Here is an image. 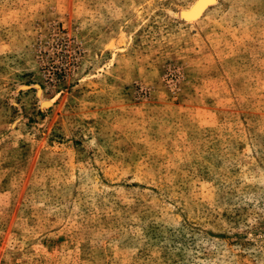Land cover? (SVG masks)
I'll return each instance as SVG.
<instances>
[{
	"label": "rangeland",
	"instance_id": "rangeland-1",
	"mask_svg": "<svg viewBox=\"0 0 264 264\" xmlns=\"http://www.w3.org/2000/svg\"><path fill=\"white\" fill-rule=\"evenodd\" d=\"M196 1L0 0V264H264V0Z\"/></svg>",
	"mask_w": 264,
	"mask_h": 264
},
{
	"label": "bare ground",
	"instance_id": "bare-ground-1",
	"mask_svg": "<svg viewBox=\"0 0 264 264\" xmlns=\"http://www.w3.org/2000/svg\"><path fill=\"white\" fill-rule=\"evenodd\" d=\"M219 0H197L196 3L187 10H182L178 16L183 18L189 22H194L199 20L202 15L208 10L210 7L216 5ZM45 105H49V103H45ZM46 106V107H47Z\"/></svg>",
	"mask_w": 264,
	"mask_h": 264
}]
</instances>
